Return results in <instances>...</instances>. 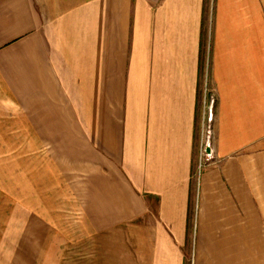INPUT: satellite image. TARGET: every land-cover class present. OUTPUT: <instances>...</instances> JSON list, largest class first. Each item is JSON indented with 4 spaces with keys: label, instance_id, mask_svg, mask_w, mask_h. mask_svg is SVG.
I'll list each match as a JSON object with an SVG mask.
<instances>
[{
    "label": "crops",
    "instance_id": "0c3cea01",
    "mask_svg": "<svg viewBox=\"0 0 264 264\" xmlns=\"http://www.w3.org/2000/svg\"><path fill=\"white\" fill-rule=\"evenodd\" d=\"M12 136L69 169L87 264H264V0H0Z\"/></svg>",
    "mask_w": 264,
    "mask_h": 264
},
{
    "label": "rangeland",
    "instance_id": "374dc122",
    "mask_svg": "<svg viewBox=\"0 0 264 264\" xmlns=\"http://www.w3.org/2000/svg\"><path fill=\"white\" fill-rule=\"evenodd\" d=\"M0 140L10 143L0 152V264L94 261L83 201L76 198L69 169L59 167L47 151L25 152L23 136Z\"/></svg>",
    "mask_w": 264,
    "mask_h": 264
},
{
    "label": "built area",
    "instance_id": "2783aa9c",
    "mask_svg": "<svg viewBox=\"0 0 264 264\" xmlns=\"http://www.w3.org/2000/svg\"><path fill=\"white\" fill-rule=\"evenodd\" d=\"M210 116H209V120H211L212 119V116H211V110H210ZM203 129H205L206 130V133H207V136L209 137V127H207V126H204V124H203ZM207 144H203V143H201V145H200V162H199V169L201 168V166H202V158L204 157H208L209 156V153H207Z\"/></svg>",
    "mask_w": 264,
    "mask_h": 264
},
{
    "label": "water",
    "instance_id": "95a60500",
    "mask_svg": "<svg viewBox=\"0 0 264 264\" xmlns=\"http://www.w3.org/2000/svg\"><path fill=\"white\" fill-rule=\"evenodd\" d=\"M207 151H210V148H208Z\"/></svg>",
    "mask_w": 264,
    "mask_h": 264
}]
</instances>
